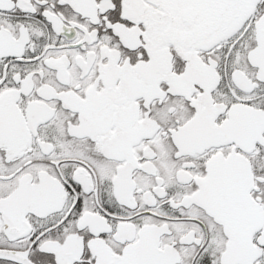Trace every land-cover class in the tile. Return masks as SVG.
<instances>
[{
  "label": "snow or ice",
  "instance_id": "6c2138e0",
  "mask_svg": "<svg viewBox=\"0 0 264 264\" xmlns=\"http://www.w3.org/2000/svg\"><path fill=\"white\" fill-rule=\"evenodd\" d=\"M0 264H264V0H0Z\"/></svg>",
  "mask_w": 264,
  "mask_h": 264
}]
</instances>
